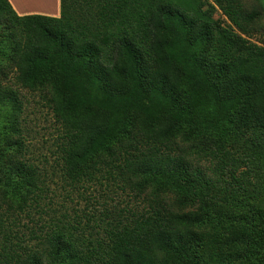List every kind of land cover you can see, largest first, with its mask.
<instances>
[{"label":"trees","instance_id":"obj_1","mask_svg":"<svg viewBox=\"0 0 264 264\" xmlns=\"http://www.w3.org/2000/svg\"><path fill=\"white\" fill-rule=\"evenodd\" d=\"M257 1L60 0L53 18L0 0V73L47 86L61 181L118 169L151 188L144 215L86 238L45 207L23 104L0 81V264H264V48L236 32L252 36ZM182 128L212 143L207 165Z\"/></svg>","mask_w":264,"mask_h":264},{"label":"rangeland","instance_id":"obj_2","mask_svg":"<svg viewBox=\"0 0 264 264\" xmlns=\"http://www.w3.org/2000/svg\"><path fill=\"white\" fill-rule=\"evenodd\" d=\"M247 8L252 7L254 0H245ZM258 4V1H257ZM261 15L252 32L250 38L236 31L241 37L264 48V0L260 1ZM263 6V7H262ZM215 19H222L225 24H230L228 20L216 8ZM0 73V81L7 85H13L17 90L20 101L23 104L22 112L19 115V121L23 124V135L26 146L25 158L33 163L42 178L45 189L46 208H55L56 211L64 214L73 224H79L83 229L82 235L86 238L104 240L107 237L106 230L118 224H126L134 218H139L150 209L151 188L138 189L133 183L136 181L129 179V176L118 169L109 170L95 177L92 183L74 184L61 181L59 167L56 162L58 146V123L49 107L47 101V86L42 89H28L15 85L14 70L11 67L3 66ZM199 106V105H198ZM7 112H12V108H7ZM203 110V107H198ZM13 116V114H8ZM188 129L182 128L176 136L178 142L187 146L192 142H198L195 152L198 155L193 156L194 164H206L209 153L204 151L207 137L188 135ZM201 136V137H200ZM216 141H213L215 143ZM208 153V154H206ZM206 167V166H205ZM138 182V181H137ZM162 190L160 197L168 196V192ZM49 201V202H48ZM44 203V201H43ZM41 216L46 219L51 217L50 211L44 209ZM34 220L39 218V214L31 213ZM28 220L25 219L19 224L21 231L25 232ZM31 224H29L30 226ZM80 229V228H79ZM81 231V229H80ZM79 231V233H80ZM23 242L35 243L30 241L27 232Z\"/></svg>","mask_w":264,"mask_h":264},{"label":"crops","instance_id":"obj_3","mask_svg":"<svg viewBox=\"0 0 264 264\" xmlns=\"http://www.w3.org/2000/svg\"><path fill=\"white\" fill-rule=\"evenodd\" d=\"M18 16L60 17V0H7Z\"/></svg>","mask_w":264,"mask_h":264}]
</instances>
